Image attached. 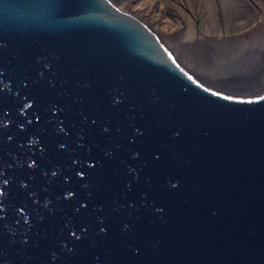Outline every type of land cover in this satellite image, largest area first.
I'll return each instance as SVG.
<instances>
[{
	"label": "water",
	"instance_id": "water-1",
	"mask_svg": "<svg viewBox=\"0 0 264 264\" xmlns=\"http://www.w3.org/2000/svg\"><path fill=\"white\" fill-rule=\"evenodd\" d=\"M0 264H264V22L0 0Z\"/></svg>",
	"mask_w": 264,
	"mask_h": 264
},
{
	"label": "bare ground",
	"instance_id": "bare-ground-1",
	"mask_svg": "<svg viewBox=\"0 0 264 264\" xmlns=\"http://www.w3.org/2000/svg\"><path fill=\"white\" fill-rule=\"evenodd\" d=\"M156 29L232 39L264 22V0H130Z\"/></svg>",
	"mask_w": 264,
	"mask_h": 264
}]
</instances>
